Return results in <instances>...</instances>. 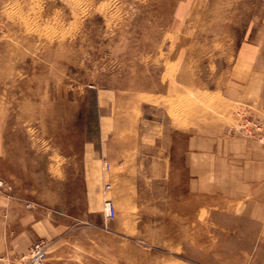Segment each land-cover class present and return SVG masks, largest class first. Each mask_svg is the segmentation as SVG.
<instances>
[{"label": "rangeland", "instance_id": "1", "mask_svg": "<svg viewBox=\"0 0 264 264\" xmlns=\"http://www.w3.org/2000/svg\"><path fill=\"white\" fill-rule=\"evenodd\" d=\"M0 24L18 188L66 215L0 264L37 242L42 264H264V144L238 128L264 124V0H0Z\"/></svg>", "mask_w": 264, "mask_h": 264}, {"label": "crops", "instance_id": "2", "mask_svg": "<svg viewBox=\"0 0 264 264\" xmlns=\"http://www.w3.org/2000/svg\"><path fill=\"white\" fill-rule=\"evenodd\" d=\"M0 117V179L15 187L12 199L0 193V246L4 251L15 247L18 248L16 250H22L32 244L36 238L52 235L53 231L62 225L61 221L66 220V215L64 208L26 206L29 202L26 197H29V194L18 188L15 170L22 172L29 187L30 182L35 180L34 177L31 179V175H35V161L32 156L30 158L18 156L17 149L12 146L13 140L6 139V133L15 131L16 128L13 124H9V116L6 113ZM41 164L43 167L40 173L45 178L50 175V163L44 160ZM63 169L65 167H61L62 171Z\"/></svg>", "mask_w": 264, "mask_h": 264}, {"label": "built area", "instance_id": "3", "mask_svg": "<svg viewBox=\"0 0 264 264\" xmlns=\"http://www.w3.org/2000/svg\"><path fill=\"white\" fill-rule=\"evenodd\" d=\"M1 29V24H0ZM239 131L246 136L264 144V124L257 119H251L248 116H243L239 124ZM3 183L0 182V186ZM110 189V186H107ZM117 211L115 203L112 200L104 201V218L105 221H112L116 218ZM47 256V244L45 242H37L29 251V253L21 258L23 264H42Z\"/></svg>", "mask_w": 264, "mask_h": 264}]
</instances>
